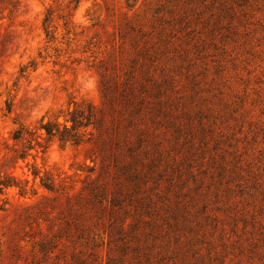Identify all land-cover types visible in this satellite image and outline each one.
Wrapping results in <instances>:
<instances>
[{
    "label": "rangeland",
    "instance_id": "1",
    "mask_svg": "<svg viewBox=\"0 0 264 264\" xmlns=\"http://www.w3.org/2000/svg\"><path fill=\"white\" fill-rule=\"evenodd\" d=\"M54 1L0 0V264H264L263 1L60 0L41 59Z\"/></svg>",
    "mask_w": 264,
    "mask_h": 264
},
{
    "label": "trees",
    "instance_id": "2",
    "mask_svg": "<svg viewBox=\"0 0 264 264\" xmlns=\"http://www.w3.org/2000/svg\"><path fill=\"white\" fill-rule=\"evenodd\" d=\"M59 1V2H58ZM213 4H214V0ZM264 3V0H261ZM137 0H133V7ZM228 2L230 3V10L228 12ZM258 0H224L219 3L220 8L227 10L228 13H232L237 5H243L244 8L252 5H257ZM192 3L190 0L187 4ZM60 4V0L54 1V4L46 9L43 20L42 30L46 40V51L43 55H40L41 59H45V56L50 57V51H56V42L58 40L56 32L54 31L53 16L54 9ZM188 6V5H187ZM187 8H191L188 6ZM45 55V56H44ZM73 110L67 108L60 112L57 111L54 114L48 116V121L43 122V118L39 121V129L43 131L47 142L54 141L59 144L60 148L67 144L73 146H79L90 141L93 121L95 120V110L93 105L87 101L72 102ZM61 118V119H59ZM17 187L13 180H8L3 184V188ZM50 191L51 189L48 188ZM23 194V192L21 193ZM47 252V251H46Z\"/></svg>",
    "mask_w": 264,
    "mask_h": 264
}]
</instances>
